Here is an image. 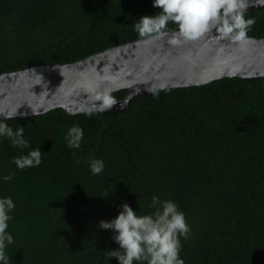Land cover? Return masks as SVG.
<instances>
[{"label": "trees", "instance_id": "obj_1", "mask_svg": "<svg viewBox=\"0 0 264 264\" xmlns=\"http://www.w3.org/2000/svg\"><path fill=\"white\" fill-rule=\"evenodd\" d=\"M157 12L152 0H0V75L143 38L133 25ZM245 15L255 19L248 37H263L264 8ZM5 123L29 142L0 138V197L16 205L11 264H118L99 222L124 203L148 215L153 195L185 214L184 264H264V77L136 97L117 115L59 109ZM72 126L83 129L79 149L67 146ZM37 148L41 165L18 169L13 159ZM93 159L102 174L90 172Z\"/></svg>", "mask_w": 264, "mask_h": 264}, {"label": "water", "instance_id": "obj_2", "mask_svg": "<svg viewBox=\"0 0 264 264\" xmlns=\"http://www.w3.org/2000/svg\"><path fill=\"white\" fill-rule=\"evenodd\" d=\"M250 3L246 14L264 8V0ZM176 31L123 43L74 63H47L1 74L0 114L17 113L16 118L26 119L62 109L72 116L117 115L136 97L226 78L264 77V36L233 42L211 31L198 40L173 45L170 40ZM119 91L126 93L116 100L113 95ZM98 93L114 99L110 109L96 108Z\"/></svg>", "mask_w": 264, "mask_h": 264}, {"label": "clouds", "instance_id": "obj_3", "mask_svg": "<svg viewBox=\"0 0 264 264\" xmlns=\"http://www.w3.org/2000/svg\"><path fill=\"white\" fill-rule=\"evenodd\" d=\"M152 6L158 9L156 15L140 17L133 27L141 37L158 38L169 35L168 25L174 24L177 31L170 40L173 45L198 40L211 31H215L221 40L243 42L255 23L254 18L245 15L251 6L250 0H152ZM94 100L101 112L110 109L115 102L107 93L96 94ZM0 116L5 117L0 120V138L9 139L14 148H29V142L24 138L25 129L17 125L14 130L5 123L15 119L17 113ZM83 136V129L70 127L65 137L67 146L79 149ZM42 156L37 148L15 157L13 163L20 170L35 168L41 165ZM89 169L93 175H100L105 170V163L93 159ZM10 178L4 177L5 180ZM151 199L153 211L148 215H139L124 203L114 219L99 222V229L110 230L113 242L119 246L118 250L105 254L115 258L118 264H184L180 257V237L186 239L190 232L185 214L171 200H161L157 195ZM15 207L11 197H0V264H11L7 249L14 243V238L8 229Z\"/></svg>", "mask_w": 264, "mask_h": 264}]
</instances>
